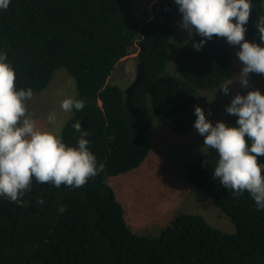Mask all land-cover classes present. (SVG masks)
<instances>
[{
  "label": "trees",
  "instance_id": "1",
  "mask_svg": "<svg viewBox=\"0 0 264 264\" xmlns=\"http://www.w3.org/2000/svg\"><path fill=\"white\" fill-rule=\"evenodd\" d=\"M251 2L245 39L261 43L257 23L264 0ZM181 18L175 0H157L152 18L144 21L126 0H11L0 9V52L7 53L16 71L17 90L40 93L58 69H66L76 83L75 99L86 105L73 109L60 135L77 146L81 133L73 125L80 122L83 132L86 117L88 147L105 165L79 188L33 178L23 206L0 196V264H264V210L247 192L236 197L213 179L219 160L215 149L194 159L187 177L230 218L234 233L184 213L159 236L138 234L107 183L147 158L154 116L170 131L189 134L197 119L198 91L220 88L232 77L227 39L214 36L197 50L194 46L205 38L195 32L177 55L178 76L166 74L169 44ZM135 44L144 73L133 91L131 112L126 89L108 80ZM237 120L232 116L226 124L236 126ZM258 161L264 163V156ZM41 199L43 204L37 202ZM60 206H66L63 214Z\"/></svg>",
  "mask_w": 264,
  "mask_h": 264
},
{
  "label": "clouds",
  "instance_id": "2",
  "mask_svg": "<svg viewBox=\"0 0 264 264\" xmlns=\"http://www.w3.org/2000/svg\"><path fill=\"white\" fill-rule=\"evenodd\" d=\"M11 0H0V9L6 10ZM182 14L180 26L189 35L197 33L205 40L194 46L197 50L214 36L226 38L230 45H239L236 53L243 67L238 77L229 79L220 90L229 94V85L238 79L241 87L248 88L252 73L264 74V15L258 17L257 28L261 43L245 39V25L250 20L251 0H175ZM17 74L7 60V53L0 52V196L23 206L22 197L31 190L33 178L38 183H51L79 188L90 178L103 172L105 165L98 163L88 147L90 141L82 132L81 123L73 125L81 133L77 146H69L54 131L41 130L36 120L28 114L27 101L34 96L32 88L19 89ZM84 99L66 98L61 102L65 112L82 111ZM230 115L238 116L236 126L225 122L215 125L206 118L203 108H195L194 127L204 136V146L215 149L219 160L213 179H219L224 188L236 197L250 194L259 210H264V94L259 89L247 95L237 93L226 107ZM55 123L56 114L47 117ZM247 138V139H246ZM249 140L251 144L249 146ZM40 204L44 201L38 200ZM58 211L63 214L66 206Z\"/></svg>",
  "mask_w": 264,
  "mask_h": 264
},
{
  "label": "rangeland",
  "instance_id": "3",
  "mask_svg": "<svg viewBox=\"0 0 264 264\" xmlns=\"http://www.w3.org/2000/svg\"><path fill=\"white\" fill-rule=\"evenodd\" d=\"M156 1L131 0V3L141 21H144L152 18V8ZM191 36L179 24L169 44L167 75L178 76L176 58ZM226 46L233 68L231 78H235L243 67L236 55L240 48L228 42ZM139 51L136 44L129 49L128 55L117 64L108 80L109 84L119 85L123 89L131 85L136 77ZM249 79L248 88L241 87L237 79L229 85L230 92L227 95L220 88L199 90L197 106L203 108L206 118L213 125L220 121L227 123L234 115L228 114L226 107L237 93L247 95L248 91L259 89L264 94V74L252 73ZM76 95L74 78L66 69L60 68L49 86L27 101L28 114L36 120L39 129L54 131L60 135L62 126L72 115V111L65 112L61 108V102L66 98H75ZM53 112L56 114V121L50 124L47 117ZM204 139L196 128L189 134L174 133L154 116L150 136L151 150L147 158L139 168L107 180L122 204L127 223L134 232L159 236L179 214L184 213L201 215L212 226L227 233L235 232L234 224L213 199L188 180V165L209 148L204 146Z\"/></svg>",
  "mask_w": 264,
  "mask_h": 264
},
{
  "label": "water",
  "instance_id": "4",
  "mask_svg": "<svg viewBox=\"0 0 264 264\" xmlns=\"http://www.w3.org/2000/svg\"><path fill=\"white\" fill-rule=\"evenodd\" d=\"M126 1L129 2V3L131 2V0H126ZM143 73H144L143 72V63H138L137 64V68H136V77H135L134 81L131 83V85L126 89L127 101H128L129 106H130V111L131 112H132L131 105H130L131 97H132L134 89L142 81ZM99 105H102L101 101H99ZM82 126H83L84 131L85 130L88 131V122H87V118L86 117H84L83 120H82ZM32 264H35V263H32Z\"/></svg>",
  "mask_w": 264,
  "mask_h": 264
}]
</instances>
